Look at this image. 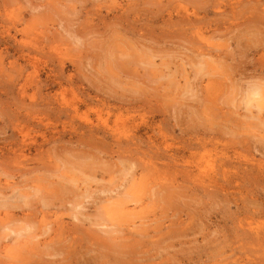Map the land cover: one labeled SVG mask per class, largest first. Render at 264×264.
<instances>
[{
    "label": "rangeland",
    "instance_id": "1",
    "mask_svg": "<svg viewBox=\"0 0 264 264\" xmlns=\"http://www.w3.org/2000/svg\"><path fill=\"white\" fill-rule=\"evenodd\" d=\"M0 264H264V0H0Z\"/></svg>",
    "mask_w": 264,
    "mask_h": 264
},
{
    "label": "bare ground",
    "instance_id": "2",
    "mask_svg": "<svg viewBox=\"0 0 264 264\" xmlns=\"http://www.w3.org/2000/svg\"><path fill=\"white\" fill-rule=\"evenodd\" d=\"M256 88H257V87H256ZM258 88H259V87H258ZM255 96H256V95H255ZM257 96H258V95H257ZM250 103H251V102H250ZM248 104H249V103H248ZM246 105H247V104H246ZM13 232H14V231H13ZM13 232H12V233H13Z\"/></svg>",
    "mask_w": 264,
    "mask_h": 264
}]
</instances>
